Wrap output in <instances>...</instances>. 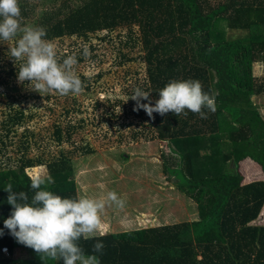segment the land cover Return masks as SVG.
I'll return each mask as SVG.
<instances>
[{"label": "trees", "instance_id": "obj_1", "mask_svg": "<svg viewBox=\"0 0 264 264\" xmlns=\"http://www.w3.org/2000/svg\"><path fill=\"white\" fill-rule=\"evenodd\" d=\"M36 1L19 0L21 22L45 28L46 39L87 38L105 30L103 38L109 39L116 28L138 24L148 71L146 90L153 104L171 80H199L204 91L215 94L217 109L208 112L207 119L190 111L187 116L146 113L154 128L151 136L171 147L163 157L164 171L176 178L177 190L196 202L197 217L95 233L79 241L85 254L97 255L100 264H264V224L255 222L264 206V179L244 182L239 170V162L249 158L264 171V117L252 99L264 92V77L253 74L254 64L264 62V0ZM226 30L243 33L226 35ZM23 118V111L15 110L2 124L20 125ZM56 132L62 141L59 126ZM42 164L40 158L22 156L20 164L0 167V264H38L36 252L4 227L13 210L4 187L12 184L14 191H25L31 199L27 168ZM45 165V175L55 181L48 190L79 198L69 154L61 153ZM97 240L105 245L103 254L93 252ZM5 246L8 254L2 251ZM19 247L28 248L32 256L15 257Z\"/></svg>", "mask_w": 264, "mask_h": 264}, {"label": "rangeland", "instance_id": "obj_2", "mask_svg": "<svg viewBox=\"0 0 264 264\" xmlns=\"http://www.w3.org/2000/svg\"><path fill=\"white\" fill-rule=\"evenodd\" d=\"M220 25L219 28L226 29L225 24ZM131 29L120 26L109 32V39L103 38L106 30L87 38L75 35L47 39L56 45L61 57H77L75 71L86 84L78 95L42 96L28 87V81L19 83V63H14L9 52L15 40L0 42V167H14L20 164L22 156L40 158L44 164L27 170L32 176L45 175L49 160L61 153L69 154L75 166L79 198H101L108 191H115L126 201L123 209L105 208L95 233L192 220L198 214L196 202L177 190L173 183L176 178L164 171L163 157L170 154L169 142H146L145 138L155 137L151 136L154 128L149 127L152 120L143 109L136 110V102H130L136 87L145 91L148 87L141 31L138 24ZM242 33L225 31L232 36ZM85 49L87 56L83 54ZM253 74L264 77V62L254 64ZM252 99L264 117V92ZM11 104L15 108L9 107ZM15 110L23 111L24 122L14 126L2 124ZM71 125L78 128L71 129ZM58 126L62 141L57 138ZM135 133H139L138 137ZM239 170L244 182L264 179L261 166L249 158L239 162ZM255 222L264 224V206ZM14 256L30 258L32 254L28 248L19 247ZM35 260L44 263L37 253Z\"/></svg>", "mask_w": 264, "mask_h": 264}, {"label": "clouds", "instance_id": "obj_3", "mask_svg": "<svg viewBox=\"0 0 264 264\" xmlns=\"http://www.w3.org/2000/svg\"><path fill=\"white\" fill-rule=\"evenodd\" d=\"M21 20L19 0H0V42L7 44L15 40L9 52L14 63H19L18 82L28 81V87L42 96L82 93L86 84L75 71L77 57H61L56 45L45 38V28L23 25ZM83 54L88 55L87 49ZM150 93L136 87L129 97L136 102V110L143 109L149 117L153 113L164 116L169 112L187 116L190 111L207 119V113L217 109L215 94L204 91L199 80L169 81L159 91V99L154 104ZM142 100L148 102L142 103ZM30 179L34 190L31 199L25 191H14L12 184L4 187L8 192L7 203L13 209L4 220V227L18 243L32 248L44 264L49 260H62L63 264H100L97 255L85 254L79 241L91 238L99 230L106 207L123 209L125 199L115 191H108L101 198H66L48 190L55 183L50 175L37 174ZM104 247L103 241L97 240L93 252L103 254Z\"/></svg>", "mask_w": 264, "mask_h": 264}, {"label": "bare ground", "instance_id": "obj_4", "mask_svg": "<svg viewBox=\"0 0 264 264\" xmlns=\"http://www.w3.org/2000/svg\"><path fill=\"white\" fill-rule=\"evenodd\" d=\"M168 26V25H167ZM234 27V26H233ZM152 36V35H151ZM169 37V36H168ZM160 43V42H159ZM175 44V43H174ZM158 45V44H157ZM170 49V48H169ZM174 49V48H173ZM152 50V49H151ZM179 50V49H178ZM171 53V52H170ZM165 55V54H164ZM163 55V56H164ZM162 56V57H163ZM158 57V56H157ZM146 83V82H145ZM31 96V95H30ZM69 97V96H68ZM122 97V96H121ZM33 99V98H32ZM110 102V101H109ZM246 102V101H245ZM93 107V106H92ZM125 112V111H124ZM107 113H109V112H107ZM133 114V113H132ZM136 114V113H135ZM146 114V113H145ZM170 114V113H169ZM244 115V114H243ZM88 116V115H87ZM240 116V115H239ZM157 118V117H156ZM162 118V117H161ZM84 119V118H83ZM166 119V118H165ZM238 119V118H237ZM55 120V119H54ZM159 120V119H158ZM179 120V119H178ZM161 121V120H160ZM158 122V121H157ZM150 124V123H149ZM216 124V123H215ZM201 127V126H200ZM208 127V126H207ZM182 128V127H181ZM210 130V129H209ZM77 134V133H76ZM143 134V133H142ZM146 137V136H145ZM250 146V145H249ZM225 151V150H224ZM223 151V152H224ZM201 152V151H200ZM201 154V153H200ZM231 157V156H230ZM245 164V163H244ZM160 165V164H159ZM163 165V164H162ZM238 172V171H237ZM163 180V179H162ZM201 186V185H200ZM224 186V185H223ZM245 191V190H244ZM208 192V191H207ZM232 192V191H231ZM167 193V192H166ZM238 194V193H237ZM181 195V194H180ZM230 195V194H229ZM185 198V197H184ZM195 198V197H194ZM197 198V197H196ZM201 200V199H200ZM172 201H174V200H172ZM241 201V200H240ZM181 216V215H180ZM193 226V225H192ZM129 232V231H128ZM129 240V239H128ZM195 242V241H194ZM190 243V242H189ZM193 243V242H192ZM184 244H186V243H184ZM183 244V245H184ZM156 247V246H155ZM183 250H184V248H183ZM201 263V262H200Z\"/></svg>", "mask_w": 264, "mask_h": 264}, {"label": "crops", "instance_id": "obj_5", "mask_svg": "<svg viewBox=\"0 0 264 264\" xmlns=\"http://www.w3.org/2000/svg\"><path fill=\"white\" fill-rule=\"evenodd\" d=\"M3 122V121H2ZM144 136H142V138H143ZM148 137V136H147ZM155 139H157V138H154V137H149V138H145V140H146V142H148L149 140L150 141H153V140H155Z\"/></svg>", "mask_w": 264, "mask_h": 264}, {"label": "built area", "instance_id": "obj_6", "mask_svg": "<svg viewBox=\"0 0 264 264\" xmlns=\"http://www.w3.org/2000/svg\"><path fill=\"white\" fill-rule=\"evenodd\" d=\"M2 251L8 254V248L6 246L2 248Z\"/></svg>", "mask_w": 264, "mask_h": 264}]
</instances>
